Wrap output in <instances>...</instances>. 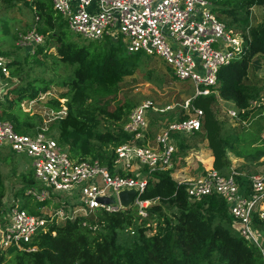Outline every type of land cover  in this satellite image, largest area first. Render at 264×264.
<instances>
[{
	"label": "trees",
	"instance_id": "obj_1",
	"mask_svg": "<svg viewBox=\"0 0 264 264\" xmlns=\"http://www.w3.org/2000/svg\"><path fill=\"white\" fill-rule=\"evenodd\" d=\"M15 1L33 5L36 26L29 30L37 28L47 39L36 47L35 53L29 50L24 58L8 61L11 76L19 77L21 83L8 88L0 99V118L11 121L21 133L34 134L43 130L42 119L25 111L22 103L38 99L54 83L45 77L49 72L40 55L49 57L50 47H55L54 56L58 61L78 64V67L71 78L63 81L68 92L60 97L68 101L62 104L60 99L53 98L48 102L52 109L64 110L65 114L51 123L47 133L54 130L53 136L73 159H98L112 173L123 174L115 165L116 148L133 140L132 134L124 130V124L135 104L128 101L113 111L109 110V105L124 80L134 76L138 68L154 56L143 52L121 55L122 48L126 47L120 41L106 40L99 48L92 45L96 41L80 42L81 36L69 29L65 18L54 10L51 0ZM210 1L213 11L227 28L244 35V50L240 58L220 68L214 93L193 99L192 103L204 111L202 129L193 133L176 132L174 138L180 150L186 152L196 148L202 136L213 154L210 169L228 175L233 167L229 152H237L240 136L228 121L219 117L217 103L220 99L232 102L245 119L252 101L259 99L263 92L264 84H260L257 73L250 76V69L259 70V57L264 56V21L256 26L251 23L253 8L261 6L264 10V0ZM9 32L6 24L4 33ZM0 55L9 56V52L0 48ZM176 110L170 111V121L187 117L182 108ZM236 170L241 172L237 176L240 185H248V176L241 168ZM173 173L174 168L154 170L142 195L144 199L156 200L149 208L151 218L158 221L155 234H149L147 221L139 222L134 207L119 212L98 210L88 219L67 220L54 224L49 232H40L32 241L37 247L35 251L9 248L0 252V264H262L258 248L233 227L234 219L227 201L217 194L200 201L190 199L188 183H180ZM22 179L25 187L16 193L21 206L41 215V208L47 202L35 200L25 190L37 183L33 170L23 174ZM5 196V180L0 171V205ZM166 205L175 207L174 216L166 213ZM254 224L264 231V218L255 215ZM128 227L135 230L134 239L123 243L119 235ZM129 235L132 234L129 232Z\"/></svg>",
	"mask_w": 264,
	"mask_h": 264
},
{
	"label": "built area",
	"instance_id": "obj_2",
	"mask_svg": "<svg viewBox=\"0 0 264 264\" xmlns=\"http://www.w3.org/2000/svg\"><path fill=\"white\" fill-rule=\"evenodd\" d=\"M51 1L73 33L89 41H121L129 53L159 56L173 68L177 79L193 81L197 92L180 106L187 117L169 121L164 131L156 134L154 144L149 138L150 113L165 114L173 111L175 105H160L146 98L133 108L124 124L133 140L116 148L115 165L123 174L112 173L98 159H73L67 148L44 129L34 134L21 133L11 121L0 118V150L10 149L32 158L37 183L27 187L26 193L39 202H47L41 215L28 212L17 201L0 205V252L9 248L35 251L34 237L49 232L54 224L88 219L98 210L127 209L119 198L120 191L125 189L137 191L130 207L136 209L140 223L147 221L149 234H155L158 222L151 218L149 208L156 200L142 198L151 173L174 168L177 152L174 133H193L203 127L204 111L192 103L193 99L214 93L220 68L240 58L244 50V35L227 28L213 11L210 0ZM45 41L46 36L37 28L18 37V44L32 53ZM0 76H11L8 60L2 55ZM1 85L0 99H3L8 87ZM257 103L259 99L253 100L250 108ZM61 112L65 114L64 110ZM229 113L232 117L240 115L236 110ZM238 175L241 172L235 168L228 175L209 169L204 175L186 181L187 192L194 201L214 194L223 197L234 219L233 227L258 248L264 264V231L254 224L255 215L264 218V170L250 173L248 185H240ZM36 185H42L40 190ZM102 197H113L114 202L105 203ZM126 230L135 234L132 227Z\"/></svg>",
	"mask_w": 264,
	"mask_h": 264
},
{
	"label": "rangeland",
	"instance_id": "obj_3",
	"mask_svg": "<svg viewBox=\"0 0 264 264\" xmlns=\"http://www.w3.org/2000/svg\"><path fill=\"white\" fill-rule=\"evenodd\" d=\"M263 21V8L255 6L251 15L252 26H256ZM35 23V10L31 3L15 0L13 3L11 0H0V48L9 52V56H5L8 61L15 58L22 59L29 53L27 47L18 44L17 37L25 30H29V27L36 26ZM6 24L10 27L9 34L4 33ZM79 41L86 44L89 42V40L87 41L82 37H80ZM105 43L106 40L96 41L92 45L99 48L104 46ZM127 53V49L123 47L121 55ZM48 54H50L49 57H44L41 54L40 58L46 61V68L49 72V75L45 77L54 80V83L38 99H27L22 103V108L25 111L30 112L31 115L38 116V119H42V126L46 131H49L51 123L58 116L64 115L63 112H57L48 106V102L53 98L60 99L62 104L68 101V98L60 97L61 94L68 92L63 81L71 78L78 67V64H65L58 61L54 56L56 54L55 47H50ZM259 59L260 69L256 71L254 67H251L250 76L253 77L257 73V78L260 80V84L263 85L264 56L259 57ZM173 77H175L173 68L163 58L154 56L151 60H146L144 65L138 68L134 76L127 77L121 84L118 95L111 99L109 110L113 111L118 106L125 105L128 101L136 106V104L146 98L152 99L160 105H175L174 110L180 109L181 105L185 104L188 99L196 94L197 87L191 80L181 81L177 78L173 79ZM1 83L12 89L21 83V79L17 76H10L9 78L0 76V88L2 87ZM259 103L250 108V113L245 119L240 115L238 117L231 116L229 110L240 112L232 102L220 99L217 103L219 117L228 121L234 127L235 133L240 136L237 152H229V156L232 166L241 168L245 176L264 170V87ZM150 114L149 138L151 143L154 144L156 134L163 132L164 126L170 121L171 112L165 114L152 112ZM54 133V130L49 132L51 136ZM177 150V156L174 160V171L198 178L210 169L213 154L209 148L208 141L202 136L199 138L196 148H190L186 152H182L179 145H177ZM32 161V158L26 154L16 153L10 149L0 150V171L4 176L6 186L5 203L20 202L21 199L17 197L16 193L25 187L22 176L23 174H29L30 170H33ZM40 187L42 185H36L38 190H40ZM59 194L63 196V193L59 192ZM164 209L169 216H174L176 212L175 207L172 206L166 205ZM156 222H158L157 219ZM119 239L123 243H130L133 241L134 236L129 235L126 230L120 233ZM8 258L10 257L8 256Z\"/></svg>",
	"mask_w": 264,
	"mask_h": 264
},
{
	"label": "water",
	"instance_id": "obj_4",
	"mask_svg": "<svg viewBox=\"0 0 264 264\" xmlns=\"http://www.w3.org/2000/svg\"><path fill=\"white\" fill-rule=\"evenodd\" d=\"M136 194H137V191L135 189H125V190L120 191L119 198H120V202L122 206L124 208H129L132 205ZM101 201L105 203H112L114 202V198L113 197H102Z\"/></svg>",
	"mask_w": 264,
	"mask_h": 264
},
{
	"label": "crops",
	"instance_id": "obj_5",
	"mask_svg": "<svg viewBox=\"0 0 264 264\" xmlns=\"http://www.w3.org/2000/svg\"><path fill=\"white\" fill-rule=\"evenodd\" d=\"M178 151V150H177ZM176 154H177V152H176ZM175 154V157L177 156ZM232 168H234V167H232ZM236 169V168H235ZM204 174V173H203ZM173 177L177 180V181H179V182H186V181H189V180H191V179H194V177H191V176H188V175H183L181 172H179V171H174V173H173Z\"/></svg>",
	"mask_w": 264,
	"mask_h": 264
}]
</instances>
